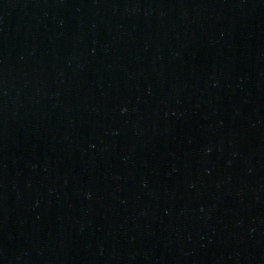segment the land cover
I'll return each instance as SVG.
<instances>
[{
    "label": "water",
    "instance_id": "1",
    "mask_svg": "<svg viewBox=\"0 0 264 264\" xmlns=\"http://www.w3.org/2000/svg\"><path fill=\"white\" fill-rule=\"evenodd\" d=\"M0 264H264V0H0Z\"/></svg>",
    "mask_w": 264,
    "mask_h": 264
}]
</instances>
